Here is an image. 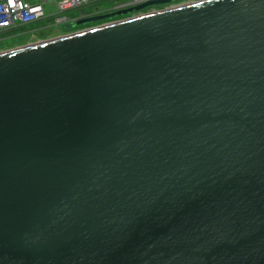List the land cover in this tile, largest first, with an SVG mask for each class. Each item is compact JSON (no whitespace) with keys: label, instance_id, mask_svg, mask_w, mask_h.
<instances>
[{"label":"water","instance_id":"water-1","mask_svg":"<svg viewBox=\"0 0 264 264\" xmlns=\"http://www.w3.org/2000/svg\"><path fill=\"white\" fill-rule=\"evenodd\" d=\"M0 264H264V0L0 52Z\"/></svg>","mask_w":264,"mask_h":264},{"label":"rangeland","instance_id":"rangeland-1","mask_svg":"<svg viewBox=\"0 0 264 264\" xmlns=\"http://www.w3.org/2000/svg\"><path fill=\"white\" fill-rule=\"evenodd\" d=\"M24 1L25 3L28 2L30 4H36V3L40 4L41 3L40 0H24ZM195 1H198V0H181V1H177L176 3L174 2L175 4L173 5L179 6L181 3H190V2H195ZM115 2L114 1L109 2L105 0V3H103V7L99 6L95 12H93L94 10L93 8L90 9V6H89L90 3L89 4L87 3L86 5L82 7L73 8V9L64 11V14L67 15L69 18H71V20L74 22L73 24L69 23V21L65 23L55 24L54 18H56L60 14L56 7L55 1L44 3L43 7H44L45 15H46L45 19H42V20L40 19V21L33 23V24H29L24 27L12 28L7 31L0 32V52L11 50L13 48L30 45V44L41 42V41H46V40L62 37L65 35L91 29L94 27L97 28V26L123 20L124 18L126 19L129 17L137 16V15L144 14V13L160 11L164 9L165 7H168L165 5H157V6L146 8L142 10L141 12H137V13L132 12L134 13L132 15L131 13H128L126 15H113L103 20L96 19L95 21H92V22L76 24L75 22L76 19L86 17L89 14L91 16H97V15L113 13L114 11H116L114 10V7L112 6L113 3ZM101 8H102V11H101Z\"/></svg>","mask_w":264,"mask_h":264},{"label":"built area","instance_id":"built-area-1","mask_svg":"<svg viewBox=\"0 0 264 264\" xmlns=\"http://www.w3.org/2000/svg\"><path fill=\"white\" fill-rule=\"evenodd\" d=\"M41 3L30 4L25 3L24 0H0V32L7 31L12 28L24 27L29 24L36 23L40 19H45L44 3L55 1L58 12L60 13L55 19V24L73 21L64 11L78 8L86 5L88 0H40ZM147 0H128L122 7L117 8L124 9L129 8L140 3H144ZM78 20V19H76Z\"/></svg>","mask_w":264,"mask_h":264},{"label":"crops","instance_id":"crops-1","mask_svg":"<svg viewBox=\"0 0 264 264\" xmlns=\"http://www.w3.org/2000/svg\"><path fill=\"white\" fill-rule=\"evenodd\" d=\"M106 1H109V2H112V1L115 2L116 1L115 3H113L112 6L114 7V10H117V8H120L124 4H126L127 3L126 1H128V0H106ZM103 3H105V0H88V4L90 6V9H92V8L94 9L93 12H95L99 6L103 7ZM101 11H102V8H101ZM82 13H84V12H82ZM82 13H81V15H82ZM132 14H134V13H131V15ZM88 16H91V15L89 14Z\"/></svg>","mask_w":264,"mask_h":264},{"label":"flooded vegetation","instance_id":"flooded-vegetation-1","mask_svg":"<svg viewBox=\"0 0 264 264\" xmlns=\"http://www.w3.org/2000/svg\"><path fill=\"white\" fill-rule=\"evenodd\" d=\"M177 1H181V0H177ZM177 1H172V2H170V3H168V4H166L165 6H175V5H173V4H175ZM175 2V3H174ZM182 4H185V3H181L180 5H182Z\"/></svg>","mask_w":264,"mask_h":264},{"label":"trees","instance_id":"trees-1","mask_svg":"<svg viewBox=\"0 0 264 264\" xmlns=\"http://www.w3.org/2000/svg\"><path fill=\"white\" fill-rule=\"evenodd\" d=\"M74 22H72V24H73Z\"/></svg>","mask_w":264,"mask_h":264}]
</instances>
